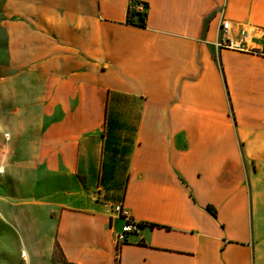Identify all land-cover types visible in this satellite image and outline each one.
Segmentation results:
<instances>
[{
	"label": "crops",
	"instance_id": "0c3cea01",
	"mask_svg": "<svg viewBox=\"0 0 264 264\" xmlns=\"http://www.w3.org/2000/svg\"><path fill=\"white\" fill-rule=\"evenodd\" d=\"M263 49L264 0H0V123L57 203L23 264H264Z\"/></svg>",
	"mask_w": 264,
	"mask_h": 264
},
{
	"label": "rangeland",
	"instance_id": "374dc122",
	"mask_svg": "<svg viewBox=\"0 0 264 264\" xmlns=\"http://www.w3.org/2000/svg\"><path fill=\"white\" fill-rule=\"evenodd\" d=\"M15 126V123L10 121L0 123V167L5 159H8L9 162L5 163L11 167V170L6 171L5 174L2 172L3 168L0 171V264L24 263L21 259V251L24 249L27 235L16 214L20 215L26 226H30L29 213L35 217H45L46 219L43 220L51 223L49 233L46 229L43 231L45 228L43 226L42 233H39L38 243L41 251L50 247L52 230H55L56 224L55 214L52 213V207L57 204L53 200L55 187L44 178L38 187H33L32 194L31 187L26 185V178L28 179L29 175L23 167L24 161L28 160L30 155L23 147L15 154L12 141L5 140V133H12ZM55 253L54 264H60L57 248Z\"/></svg>",
	"mask_w": 264,
	"mask_h": 264
},
{
	"label": "built area",
	"instance_id": "2783aa9c",
	"mask_svg": "<svg viewBox=\"0 0 264 264\" xmlns=\"http://www.w3.org/2000/svg\"><path fill=\"white\" fill-rule=\"evenodd\" d=\"M135 10L136 12L139 13H144L147 11L145 4L139 3L135 5ZM230 21L228 20H223L221 23V31L223 35L225 36V39H223L218 46H224L227 48H232L235 50H242L245 47L246 44V39L248 37V33L246 31H243L241 33V40L240 41H233L228 37L231 25ZM256 53L258 54H264V49L263 50H255ZM106 208L109 210V212L112 215H116L117 217L123 219L125 221V224L122 228V232L118 234V242L119 243H124L126 241L127 235L132 234V233H137L141 227L142 224L133 220L126 208H124L120 204H110L106 203L105 204Z\"/></svg>",
	"mask_w": 264,
	"mask_h": 264
},
{
	"label": "trees",
	"instance_id": "16d2710c",
	"mask_svg": "<svg viewBox=\"0 0 264 264\" xmlns=\"http://www.w3.org/2000/svg\"><path fill=\"white\" fill-rule=\"evenodd\" d=\"M146 9L148 8V5H146ZM147 11L144 13L136 12V10L133 7H130L128 11V24L139 26V27H145L147 23ZM215 213V212H214Z\"/></svg>",
	"mask_w": 264,
	"mask_h": 264
}]
</instances>
